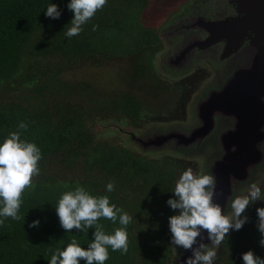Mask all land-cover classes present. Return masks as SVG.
<instances>
[{
    "label": "trees",
    "instance_id": "16d2710c",
    "mask_svg": "<svg viewBox=\"0 0 264 264\" xmlns=\"http://www.w3.org/2000/svg\"><path fill=\"white\" fill-rule=\"evenodd\" d=\"M49 2L0 0V139L25 121L29 128L22 138L42 150L34 187L22 194L20 219L7 217L0 224V264H49L53 252L73 237L87 246L94 228L66 232L54 207L77 185L108 195L132 216L127 253L109 249L105 264H168L176 247L168 217L175 213L166 201L187 169L179 168L184 160L167 152L159 157L140 153L104 135L101 123L143 128L148 114L133 90L108 88L78 73L131 58V85L143 86L144 78L156 92L170 84L174 88L156 74L153 57L163 40L159 28L147 21L154 6L160 21L171 8L169 0H108L71 38L65 36L74 15L68 0H52L61 9L57 19L45 15ZM108 182L115 184L113 192L106 191ZM261 206L264 201L257 200L246 208L248 221L225 237L215 264H243L241 254L249 249L264 257L257 228ZM36 218L39 227H30ZM100 223L108 232L121 227L105 218Z\"/></svg>",
    "mask_w": 264,
    "mask_h": 264
},
{
    "label": "clouds",
    "instance_id": "9594fccd",
    "mask_svg": "<svg viewBox=\"0 0 264 264\" xmlns=\"http://www.w3.org/2000/svg\"><path fill=\"white\" fill-rule=\"evenodd\" d=\"M108 0H68L67 7L74 15L67 28L65 36H77L83 26L102 9ZM45 9V8H44ZM45 15L57 19L61 16V9L52 0L47 4ZM264 101V96L261 97ZM29 125L20 121L17 130L11 131L0 139V224L4 218L20 219L19 210L23 203L22 194L26 188H33V177L40 173L39 161L42 159V150L35 141L22 138ZM264 132V127L261 128ZM216 177L212 174H196L191 168L182 172L173 189L174 196L169 197L166 203L174 210L168 217L171 232V243L191 250L186 257L185 264H215L217 247L224 241L231 230L238 231L248 221L244 215L246 208L257 200L264 201V188L259 184L250 185L244 195L231 199L227 210L222 211L219 203L214 202L216 193ZM115 184L108 182L107 192H113ZM230 206L231 212H228ZM59 217L60 226L71 232L75 228L78 232H88L94 228L93 238L87 246L75 238L63 248H57L49 264H105L111 251H128L127 226L132 221L123 208L110 201L108 195H94L82 185L61 194L54 206ZM257 228L261 233L259 244L264 247V206L257 208ZM111 220L121 227L112 232L105 230L100 219ZM40 219L36 218L30 227H39ZM207 230V238L211 245L204 243L203 232ZM200 238L199 240L197 238ZM243 264H264V257L249 249L242 254Z\"/></svg>",
    "mask_w": 264,
    "mask_h": 264
},
{
    "label": "water",
    "instance_id": "95a60500",
    "mask_svg": "<svg viewBox=\"0 0 264 264\" xmlns=\"http://www.w3.org/2000/svg\"><path fill=\"white\" fill-rule=\"evenodd\" d=\"M239 12L236 17L212 21L206 25L210 31L207 41L226 38L230 49L242 45L250 31L258 51L252 63L234 71L225 85L211 92L199 102V122L189 128L174 127L149 131L143 138L129 131L131 139L140 142L144 152L162 151L172 145L184 151L201 150L206 140L214 133L218 135V151L214 154L205 174L212 173L217 180L214 202L222 211L227 210L231 199L238 196L239 186L249 183L254 164L262 159L261 144L264 139V0H231ZM219 117H228L225 127ZM231 118V119H230ZM221 127V128H220ZM120 129H123L120 126ZM228 207V212L230 211ZM204 243L211 245L207 230L203 232ZM200 239L199 237L197 238ZM180 248V247H179ZM191 250L179 249L172 264H185Z\"/></svg>",
    "mask_w": 264,
    "mask_h": 264
},
{
    "label": "flooded vegetation",
    "instance_id": "af4514ba",
    "mask_svg": "<svg viewBox=\"0 0 264 264\" xmlns=\"http://www.w3.org/2000/svg\"><path fill=\"white\" fill-rule=\"evenodd\" d=\"M167 5H171V8L161 16L160 21L157 20L156 13L158 11H156L155 6L154 9H152L154 15L149 16V18L155 22L153 23L154 27H163L162 29L159 28L161 37L162 32H164L163 34L168 37L167 42L171 43L172 40L175 39L174 43H178L170 53V55L172 53L173 55L169 56L166 62L165 66L168 67L166 74L158 71H156V74L159 75L164 82L173 83L175 85L172 89L171 84L167 85L165 89L161 87V92L167 95V100L172 98V100H174V96L176 97V94L179 93L177 95L178 98H176L177 105L186 101L188 85L185 83L182 86L181 81L174 79L175 76L184 75L182 78L184 82H186V79L189 77H193V79L199 83L204 80L212 82L205 91L198 96L195 102L196 122L192 124L195 125L199 122L197 113L199 102L205 99L211 92L220 90L236 69L248 63H252L253 59L256 57L258 49L252 41V36L255 34L250 31L249 37H245L244 42L241 43L242 45L237 50L235 48L230 49V43L226 38L215 39L213 42L207 41L210 37V31L206 28L208 23L212 21H222L239 15L236 5L233 4L231 0H169ZM167 26H171V28ZM202 58L209 59L212 63V68L211 66L210 68H208V66L203 68L202 65H197ZM193 61L194 68H192L189 73H187L189 68H181L186 62ZM223 63H225L227 67L225 69L218 68L219 65ZM178 70H181L180 74L177 73ZM190 73L193 74L191 75ZM189 74L191 76H189ZM172 95L174 96L172 97ZM218 120L222 127H225L229 122L228 117H219ZM181 128L186 127L183 125ZM217 138L218 135L214 133L206 140L203 148L199 151L190 150L183 152L182 148L174 144L172 148L166 150L171 156H178L179 159L184 160V164L179 168H192L193 172L197 174V168L209 167L214 154L218 151V143L215 141ZM261 151L262 159L252 167L254 168L253 175L246 186H249L251 183L257 184L264 178V139L261 144ZM199 159L204 161L202 165Z\"/></svg>",
    "mask_w": 264,
    "mask_h": 264
},
{
    "label": "rangeland",
    "instance_id": "374dc122",
    "mask_svg": "<svg viewBox=\"0 0 264 264\" xmlns=\"http://www.w3.org/2000/svg\"><path fill=\"white\" fill-rule=\"evenodd\" d=\"M149 19L150 18L148 17L147 21H149ZM157 20L159 21V18ZM150 22L155 23L151 19ZM167 27L171 28V26H167ZM159 28L162 29L163 27H159ZM163 33L164 32H162L164 43L158 47L157 51L155 52L156 55L154 54L155 58L153 57V60L155 61L156 71L166 74L168 68L167 66H165L166 62L168 61L169 56L173 55V53L171 55L170 53L173 51V49L175 48L178 42L174 43L175 39H173L171 43L167 42L168 37ZM128 62H131V58L120 59L102 68H97V67L86 68L81 70L80 73H78V77L85 78L86 76H93L96 77L97 83L103 84V86H106L108 88L120 87L125 90L128 89L133 90L142 100L144 106L143 109L148 114L144 127L137 128L131 125H125V126L123 125L121 126L123 129H120V125L118 123L108 121L104 124L102 123L99 124L98 130H102L104 135L109 136L112 139L127 143L129 146L133 147L135 150H137L140 153H144L153 157H159L162 153L167 152V150L156 151V152L154 151L144 152L142 147L140 146V142L131 139L130 134L127 132L134 131L137 133L138 137L140 136V138H143L146 135V133H149V131H153L155 129L166 130L174 127L181 128L183 125L184 127L187 128L188 126L194 124L196 122L195 102L198 96L202 94V92L205 91L208 85L211 84L212 82L204 80L201 83H199L198 81H195L193 77H189L188 79H186V82H184V79H182L184 75L175 76L174 79L181 81L182 86L185 83L186 85H188V89L186 91L187 92L186 101L182 102L181 103L182 105L181 104L177 105L178 103H176L177 102L176 98H178L177 95L179 93L176 94V97L172 95V97L174 96V100H172L173 98L167 100V95L165 93L163 94L161 91L156 92L155 88H153L150 85V83H148V81L145 80L144 78L142 79L143 86L140 85L136 86V84L131 85L128 82L129 72L131 71L130 64H127ZM197 65L199 66L202 65L203 68L207 66L208 68H210V66L212 68V63L210 62V60L205 58H202L201 61L197 63ZM226 67H227L226 64L223 63L220 64L218 68L225 69ZM181 68L183 69L189 68V70H187L188 71L187 73H189V71L192 68H194V61L186 62L185 64H183ZM177 73L180 74L181 70H178ZM190 74L192 75L193 73ZM190 74L189 76H191ZM199 161L201 162V165L204 163L202 159H199ZM204 173H205V168H197V174H204ZM262 182H264V178H262L261 181L257 184L260 185V183ZM250 185L249 186L244 185L246 187L239 186L238 196L246 194L249 191ZM230 212L231 210L229 211V213ZM220 248L221 245L217 247L218 254L220 252ZM179 249L180 248L178 246L175 247L174 253L172 255V259L168 264L173 263V258L179 252Z\"/></svg>",
    "mask_w": 264,
    "mask_h": 264
}]
</instances>
